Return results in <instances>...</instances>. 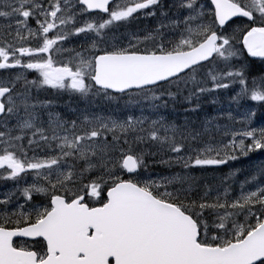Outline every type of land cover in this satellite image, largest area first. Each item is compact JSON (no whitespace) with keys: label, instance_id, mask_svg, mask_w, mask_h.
<instances>
[{"label":"snow or ice","instance_id":"1","mask_svg":"<svg viewBox=\"0 0 264 264\" xmlns=\"http://www.w3.org/2000/svg\"><path fill=\"white\" fill-rule=\"evenodd\" d=\"M221 90L239 119L161 114ZM242 101L264 108V0H0V264H264V161L238 192L203 176L264 154Z\"/></svg>","mask_w":264,"mask_h":264},{"label":"rangeland","instance_id":"2","mask_svg":"<svg viewBox=\"0 0 264 264\" xmlns=\"http://www.w3.org/2000/svg\"><path fill=\"white\" fill-rule=\"evenodd\" d=\"M137 22H140V29H144V28H151L155 25L156 21L152 18H147V19H139V20H133L129 25H128V29L131 30V31H135L137 30V27L135 26V24ZM125 29L124 28H121V31H124ZM30 76V79H32L33 77L31 75ZM221 94H223V96H218V103L213 105L212 103H210V113H207V114H203L202 112H195V116L196 118L194 119L195 123L197 126H199V123L201 121V119L205 116V115H208V116H211V115H215L217 113H221V112H227L229 110H231L233 112V115H237V109H236V106L234 104L230 105L229 103V100H228V96L224 93L223 90H221ZM65 95L67 96V100L64 99L61 103H58L56 102L54 99L53 100V105H52V108L54 111L56 112H59L61 113L62 115H65V116H71L72 113L69 111L70 108H83L85 105H84V102L78 98V97H69V95L67 93H65ZM219 95V93H218ZM223 99V100H222ZM203 101V98L201 99V102ZM228 101V102H227ZM242 104H244L245 106V109L248 108L249 106H251L252 108H254L255 110V113H257L255 107L253 106L255 104V102H252V101H242L241 102ZM96 104H97V107H91V105H89V107H91V110L93 111H107V107H106V104L105 102H101L99 100L96 101ZM253 104V105H252ZM182 105V104H181ZM193 106V105H192ZM112 107H115V105L113 104ZM245 109H240V111H243ZM134 112L136 115H140V110L139 109H134ZM144 114L145 115H148L149 114V111L148 109H145L144 111ZM161 114L166 116L169 120H175L177 123H180V124H183L184 123V120L181 119L178 114L176 112H174L172 109H171V105H169V107L167 109H161ZM155 118V117H153ZM240 117L237 115V119H239ZM220 124H224L226 123L227 121L225 119H221L220 121H218ZM251 124H252V127H255L257 129H260V128H264V114L261 116H257L255 115L251 121ZM238 127V125H236ZM220 137H217V139H219ZM264 155V154H262ZM253 157L254 155L253 154H250L248 157H240L238 160H235V161H229L231 162V165H233V167H236L237 166V169H238V165H243V166H248V165H254L256 164L253 160ZM230 163L228 165H222V166H225L226 168H229V166H231ZM153 167H159V166H156V165H151ZM252 167V166H250ZM161 168V167H159ZM167 169L166 168H161V170H149L148 169V173L150 174H155L157 172L161 173V174H167ZM249 173V171H244L243 172V179L245 177V175H247ZM207 174H213V173H209L207 172ZM29 180H31V177L28 178ZM242 179V180H243ZM240 180L237 179L236 180V183H234L232 185L233 188H236L235 191H239V182ZM3 183V182H2ZM8 185H0V193L4 192V191H7L9 190L10 188L14 187L13 183L11 181H8ZM3 197L0 196V199H2Z\"/></svg>","mask_w":264,"mask_h":264},{"label":"trees","instance_id":"3","mask_svg":"<svg viewBox=\"0 0 264 264\" xmlns=\"http://www.w3.org/2000/svg\"><path fill=\"white\" fill-rule=\"evenodd\" d=\"M257 70L253 71L250 76H249V80L251 79V76H260L262 74V72L259 70V62H257ZM228 97L232 94L231 91H228V92H224ZM41 97H47V98H50V97H53L54 99L58 100V101H61V100H64V99H67L66 95L63 94L61 96H56L52 93H48L43 95V94H40ZM218 96H223V94H221V91L219 92V95ZM210 100L211 98L210 97H205L203 98V101L200 102L201 103V107L200 109L197 111V112H202L203 114H207V113H210ZM223 100V99H222ZM228 102V101H227ZM182 104V105H181ZM171 105V104H170ZM253 105V104H252ZM192 105H188L186 103H183V102H180V103H176L175 106L171 105V109L176 112L178 114V116L183 119L185 121V118L189 119L190 121H194V119L196 118L195 114L193 112H186L185 111V108H188V107H191ZM257 111L256 115L259 117L260 115L262 116L264 114V108H261L258 104H255L253 105ZM195 122V121H194ZM254 155L253 157V160L255 163H259L260 161H264V155H262L261 153H251ZM230 165H231V162H229ZM234 164H232L231 166H229V168H226L225 166H219V170L217 171H211L209 170L208 172L209 173H213V174H207L206 173H203V176L207 179V181L209 183H213L215 185H218L220 183V178L223 177L226 173H228L230 170H234V169H237V166L236 167H233ZM250 166H253V165H246V166H243V165H238V169H240V171L237 173L236 175V178L235 180L239 179V180H242L243 179V172L244 171H249L251 169ZM161 170V168L159 167H153V166H150L149 167V170ZM195 175L197 176H201L202 174L197 171L195 173ZM231 183V181H230ZM4 184V182L2 183V181H0V185ZM234 184V183H233ZM236 188H233V190H235Z\"/></svg>","mask_w":264,"mask_h":264},{"label":"flooded vegetation","instance_id":"4","mask_svg":"<svg viewBox=\"0 0 264 264\" xmlns=\"http://www.w3.org/2000/svg\"><path fill=\"white\" fill-rule=\"evenodd\" d=\"M135 26H136L137 28H139V27H140V22H137V23L135 24ZM29 78H30V76H29Z\"/></svg>","mask_w":264,"mask_h":264}]
</instances>
